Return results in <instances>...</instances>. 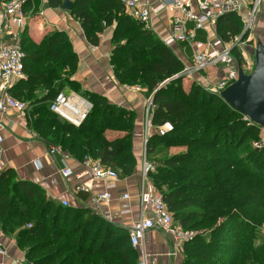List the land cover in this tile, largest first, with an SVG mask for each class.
Returning a JSON list of instances; mask_svg holds the SVG:
<instances>
[{
    "label": "trees",
    "instance_id": "trees-1",
    "mask_svg": "<svg viewBox=\"0 0 264 264\" xmlns=\"http://www.w3.org/2000/svg\"><path fill=\"white\" fill-rule=\"evenodd\" d=\"M62 1L47 0V5L60 8ZM71 1L70 15L90 45L97 46L103 31L113 26L110 65L116 81L140 86L152 98V125L168 122L173 127L164 137L148 138L146 155H155L160 147L182 149L152 161L155 171L149 178L175 223L196 233L183 245V264H258L264 251L254 248L253 241L264 223V149H254L252 143L259 129L220 96L195 83L185 90L178 76L181 61L152 31L128 17L119 0ZM243 26L237 13L224 14L217 20V37L231 44L243 36ZM20 45L25 79L8 92L28 101L30 130L48 148L60 147L73 159L99 161L119 177L131 174L134 112L82 90L72 79L78 57L65 32L46 33L34 43L24 30ZM235 51L232 47L239 64ZM64 89L91 106L79 127L49 109ZM40 91L45 92L41 97ZM108 130L123 135L109 138ZM0 232L16 236L30 264L138 262L127 229L90 209L54 203L38 185L18 180L11 169L0 173Z\"/></svg>",
    "mask_w": 264,
    "mask_h": 264
},
{
    "label": "crops",
    "instance_id": "crops-1",
    "mask_svg": "<svg viewBox=\"0 0 264 264\" xmlns=\"http://www.w3.org/2000/svg\"><path fill=\"white\" fill-rule=\"evenodd\" d=\"M237 1L239 8L236 13L244 22V18L249 16L252 0ZM157 3L158 0H150L151 7ZM260 8L254 26L255 31L259 32L258 34L264 35V6ZM24 13L26 25L23 30L18 31L19 37L26 30L29 38L38 42L48 32H65L78 57L77 70L72 79L80 84L82 90L104 96L109 102L134 112L132 155L135 166L131 174L111 182L113 187L109 189L106 188L107 183L102 182L94 185L91 194H75L76 182L73 177L63 180L59 174L63 167L60 157L48 156L46 142L28 127V110L21 112L7 108L4 112H0V134L2 137L0 173L6 169H11L18 180L38 185L54 203L61 205V201L64 200L68 203V207L90 209L107 222L127 229L129 232V228L135 221L141 217H151L148 208L143 211L141 209L139 188L142 157L143 152L146 151L144 140L145 137L149 138L155 134L156 126L151 124L152 114H149L146 119V97L142 91L136 92L132 90V87L122 86L114 77L110 65L113 26L103 31L97 46H92L86 41L79 22L71 17L70 12L60 8L48 7L47 0H25ZM170 26L171 15L169 12L163 11L158 15L150 13L149 30L160 41L169 34ZM188 26L192 27V24L189 23ZM215 37H217L216 31L215 33L205 30L196 31V40L200 42L212 41ZM169 48L183 66H191L192 53L186 43H176ZM222 76V69L219 66H211L201 73H194L192 78L184 79L183 87L188 89L189 84L194 82L200 83L201 86L214 84ZM71 92L69 90V93ZM44 94V91H40L39 97ZM175 149L179 150L174 151ZM180 151L182 149L173 147L168 150L169 155ZM147 159L151 163L155 161L151 155H148ZM67 163L72 169L73 175L86 171V166L76 159L70 158ZM83 182H87L86 178ZM105 189L110 194V200L96 203L94 197L104 192ZM123 194H128L129 199L122 200L121 195ZM0 244L7 253L6 256L0 257V263L24 264L26 262L25 251L17 246L14 234L8 235L0 232ZM182 248L173 243L171 236L165 230L154 227L144 233L140 247L136 250L137 261L145 258L146 264H183Z\"/></svg>",
    "mask_w": 264,
    "mask_h": 264
},
{
    "label": "built area",
    "instance_id": "built-area-1",
    "mask_svg": "<svg viewBox=\"0 0 264 264\" xmlns=\"http://www.w3.org/2000/svg\"><path fill=\"white\" fill-rule=\"evenodd\" d=\"M262 0H254V7L249 13L247 21L243 22L245 28L253 27L255 12ZM123 5L124 13L132 20L142 24L146 29H150V13L158 15L167 11L171 15V28L167 36L161 42L167 47L176 43H186L192 53L191 66H184L178 75L183 79L192 78L194 73H201L211 66H219L222 69L223 76L214 84L201 86L206 92L220 95L227 87L232 85L238 78V68L246 69L240 66L236 58L231 54L232 44L223 43L218 37L212 41L200 42L196 40V31L205 30L207 32L216 31V24L219 17L227 13H236L239 4L237 0H158V3L151 7L150 0H119ZM25 0H0V112L7 108L17 111H26L28 105L23 101L10 96L9 89L20 80L25 79L24 74V53L20 45L19 30L25 28ZM192 24L189 27L188 24ZM249 40V39H248ZM132 90L141 92L140 87H132ZM81 101V103H80ZM91 106L90 104L76 95L69 93L66 96L63 92L57 95L54 101L50 103L49 109L59 118L67 120L75 127H79ZM154 105L152 98H146V119L152 114ZM245 120L247 118L244 117ZM248 121V120H247ZM251 123V122H250ZM252 124V123H251ZM259 137L252 143L254 149H264V128L258 127ZM173 131L170 123L166 122L155 127V134L164 137ZM148 137H145L146 146ZM2 137L0 134V143ZM48 156H59L63 167L59 174L63 180L71 177L75 180V194H91L95 184L107 183L106 188L113 187L111 182L119 180V173L104 167L99 161L85 158L82 163L86 166V171L81 174H74L68 166L71 158L68 153L62 151L60 147L50 146ZM155 171V166L149 162L146 151L143 152L141 165V181L139 188V200L142 211L146 208L151 213L150 218L141 217L135 221L129 228L130 245L134 250L140 247V242L146 231L159 227L165 230L172 238L173 243L178 247L190 241L195 232L184 230L175 223L172 214L169 212L166 203L153 186L149 174ZM86 178L87 182H83ZM122 200L129 199L128 194L121 195ZM96 203L108 202L110 194L105 189L94 197ZM63 207H67L66 201H61ZM31 227L27 225V228ZM264 236V228H263ZM6 249L0 244V257L6 256ZM4 264V263H0ZM136 264H146L145 258L139 260Z\"/></svg>",
    "mask_w": 264,
    "mask_h": 264
},
{
    "label": "water",
    "instance_id": "water-1",
    "mask_svg": "<svg viewBox=\"0 0 264 264\" xmlns=\"http://www.w3.org/2000/svg\"><path fill=\"white\" fill-rule=\"evenodd\" d=\"M60 9L70 12L72 1L63 0ZM255 43L253 72L246 74L239 67L237 80L219 96L254 126L264 128V43L259 38Z\"/></svg>",
    "mask_w": 264,
    "mask_h": 264
},
{
    "label": "rangeland",
    "instance_id": "rangeland-1",
    "mask_svg": "<svg viewBox=\"0 0 264 264\" xmlns=\"http://www.w3.org/2000/svg\"><path fill=\"white\" fill-rule=\"evenodd\" d=\"M262 6H264V0H262L260 2V4L258 5L257 13L255 12V15H256L255 18L258 16L259 10L261 9L260 7H262ZM253 7H254V0H252V4L250 6V11H252V8ZM248 17L247 18L246 17L244 18V21L245 22L247 21ZM254 25H255V23L253 24V27H250V28L247 29V28H245V24H244L243 31H242V35H243L242 38L238 37V38H236L235 41L231 42L232 46L236 49L235 52L240 54L239 55V58H240L239 59L240 60V63L239 64H240V66H245L246 69L245 70L242 69V70L246 74H250L254 70V50H255V46H256V43H255L256 42V37H258L262 41V43H264V35L258 34L259 32L257 30H256L257 32L255 31V26ZM32 41L34 43H38L39 42V41L38 42H35L34 40H32ZM239 44L241 46H238ZM189 85H191V84H189ZM132 87H135V86H132ZM140 89H142V88L140 87ZM188 89L186 87L185 90H188ZM62 92L66 96L69 95V90L68 89H64V90H62ZM23 102L28 105V101L27 102L23 101ZM61 120L64 121V122H66V123H69L67 120H64V119H61ZM69 124H71V123H69ZM71 125H73V124H71ZM118 134L123 135L122 133H120L118 131L108 130V131L105 132V136L106 137H109V138H112V137H114L115 135H118ZM257 134H259V130L257 131ZM168 150L169 149H167L165 147H160V148H158L157 153L155 155H153V157L155 159H160V158H164L166 156H169ZM178 150L179 149H175L174 151H178ZM263 228H264V223L261 226H258L256 228V230H255L256 238L253 241L254 248L255 247H258L262 251H264ZM199 231L202 233L205 230H199ZM263 260H264V258L261 257L260 259H258L257 263L258 264H263L262 263Z\"/></svg>",
    "mask_w": 264,
    "mask_h": 264
},
{
    "label": "bare ground",
    "instance_id": "bare-ground-1",
    "mask_svg": "<svg viewBox=\"0 0 264 264\" xmlns=\"http://www.w3.org/2000/svg\"><path fill=\"white\" fill-rule=\"evenodd\" d=\"M80 103H81V101H80Z\"/></svg>",
    "mask_w": 264,
    "mask_h": 264
}]
</instances>
